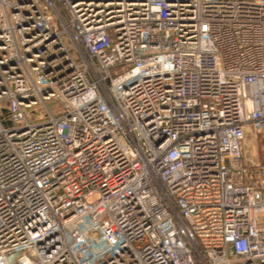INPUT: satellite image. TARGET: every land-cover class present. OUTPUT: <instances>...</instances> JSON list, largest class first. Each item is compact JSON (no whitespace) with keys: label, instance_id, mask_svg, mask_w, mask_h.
<instances>
[{"label":"built area","instance_id":"built-area-1","mask_svg":"<svg viewBox=\"0 0 264 264\" xmlns=\"http://www.w3.org/2000/svg\"><path fill=\"white\" fill-rule=\"evenodd\" d=\"M264 0H0V264H264Z\"/></svg>","mask_w":264,"mask_h":264},{"label":"rangeland","instance_id":"rangeland-1","mask_svg":"<svg viewBox=\"0 0 264 264\" xmlns=\"http://www.w3.org/2000/svg\"><path fill=\"white\" fill-rule=\"evenodd\" d=\"M242 163L252 174H256L257 167L264 164V131L250 128L244 142V158ZM26 259L20 255L13 257V264H24Z\"/></svg>","mask_w":264,"mask_h":264}]
</instances>
